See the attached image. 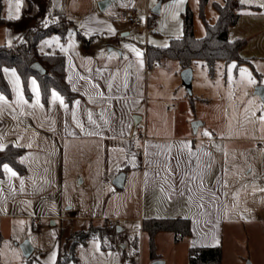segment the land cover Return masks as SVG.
<instances>
[{"label":"crops","instance_id":"0c3cea01","mask_svg":"<svg viewBox=\"0 0 264 264\" xmlns=\"http://www.w3.org/2000/svg\"><path fill=\"white\" fill-rule=\"evenodd\" d=\"M251 2L254 11L239 16L230 26L228 38L246 39L240 53L249 62L243 64L250 63L260 76L264 75V1ZM241 3L244 2L241 0ZM51 14L60 13L43 12L41 7L33 11L29 5L22 14V23L14 26L4 23L10 28L6 31L7 42L26 26L48 20ZM80 32L68 36L60 45L65 53L67 80L79 93L71 103L60 93L67 107L59 101H51L56 90L52 91L48 102L42 100L40 88L27 94L17 69L4 68L12 95H0L4 97L0 99V147L9 143L24 147L21 161L27 166V172L20 174L6 164L5 176L0 178V182H6L8 190L7 197L0 199V263L3 235L11 225L7 220L25 217L32 218L37 226L42 216L70 219L71 231L86 229L91 223L99 224L94 222L96 218L104 224L108 219H116L117 229H121H116L117 233L127 236V239H120L127 240L126 249L131 245L135 248L136 236L139 237V248L145 241L150 247L149 234L142 229L144 219L189 218L191 234L180 240H176L171 230L157 232V258L153 257L151 261L162 258L157 246L164 238L171 243H186L188 252L191 246L220 245L223 249L226 220L241 209L242 189L238 188V183L244 177L243 173L250 177L260 152L264 156V148L256 144L264 141V110L259 95L256 92L250 95L255 96L251 97L255 104V134L243 136L235 125L240 124L244 115L238 108L230 113L226 111L227 93L216 86V81L210 86L199 82L197 94H190L182 82L184 68L179 61L169 74L168 62L157 60L152 65L147 60L149 42L142 53L127 52L119 47L121 44L105 42L104 38L94 41L92 37L86 44L79 36ZM171 38L174 36L168 43L156 46L168 45ZM99 42L100 45H96ZM116 47H119V54ZM214 73L210 72L211 76ZM164 75H170L172 82L169 86ZM32 80L38 81L31 77L29 84ZM252 82L253 87L260 83L253 79ZM209 88L217 92L213 94L214 90L209 92ZM218 97L224 101L216 103L215 108L212 101ZM195 100L213 105L212 113L220 115L224 126L216 127V131L215 127L206 126L205 118L194 116ZM195 119L203 122L196 133L192 129ZM137 125L143 126L148 136L141 151L135 148V141L131 138ZM202 131L211 134L210 137L214 138L211 143L198 138ZM242 142L249 144L242 146ZM122 171L125 180L120 188L113 180ZM12 172L16 175L13 176ZM74 176L77 184L87 182L100 189L99 205L91 212L64 205L67 201L63 187ZM114 196L118 207L109 211L108 204ZM133 203L137 205L132 209ZM76 217L84 218V227L74 226ZM120 220L127 221V224L121 226ZM131 221H138L139 227H132ZM113 239L115 241V236ZM114 241L111 247L104 248L102 244L101 247L114 251ZM59 242L60 236L50 264L58 257ZM80 245L76 248V255ZM37 249L35 246L32 254ZM43 252L41 250V254Z\"/></svg>","mask_w":264,"mask_h":264},{"label":"rangeland","instance_id":"374dc122","mask_svg":"<svg viewBox=\"0 0 264 264\" xmlns=\"http://www.w3.org/2000/svg\"><path fill=\"white\" fill-rule=\"evenodd\" d=\"M100 0H0L1 16L5 19H19L24 13V9L32 6L33 11L39 9L43 12H57L66 14L68 18L72 19L74 24L69 31L68 36H76L78 30L85 34L86 37H93L94 41L97 38H104L105 42H115L121 44L119 47L124 48L127 52L138 53L143 51L146 43L162 45L169 42L170 37H177L183 34V12L186 8H191L193 11L194 30L198 37L204 36L207 32L206 21L209 23L216 22L218 13L214 3H225V0H207L202 6L201 0H161V12L157 15L153 14L152 8L160 0H114L111 5L104 9L99 7ZM244 3L238 9L239 16H246L248 13L254 11L250 6L251 0H242ZM264 1V0H263ZM40 5V6H39ZM264 5V4H263ZM133 6L140 16L145 17L147 13H151L150 21L156 22L159 32L150 33L147 35L143 27H132L120 20L122 10ZM17 8L19 9L17 11ZM55 14V13H54ZM52 17L54 16L51 14ZM155 15V16H154ZM78 30H77V29ZM10 29L6 24L0 25V44L7 42L6 31ZM12 29V28H11ZM14 30V29H13ZM87 30L91 33H85ZM9 31V30H8ZM80 32V33H81ZM127 33L126 35L124 33ZM93 35V36H92ZM98 35V36H97ZM113 40V41H112ZM92 41V42H94ZM97 43V42H95ZM61 41L58 36H52L45 39L41 43L43 51H57L60 50ZM96 45H100V42ZM115 46V45H114ZM97 47V46H96ZM119 47H116V53L119 54ZM120 48V49H121ZM108 50V48H107ZM162 63L167 64L169 74L174 71L178 65L177 60H161ZM235 65V67H233ZM193 83L192 92L196 95L199 82L205 86L213 85L216 81V86L222 90L225 89L227 96L226 101L218 97L213 102L216 108V103L225 102L226 111L232 112L233 109H239L243 113L240 124H236V129L239 127L243 136H253L256 131V124L253 122L254 102L250 96L255 93L257 86L264 87V75H258L254 67L250 63L236 67L234 61L225 63L219 61L216 65L214 76H211L207 65L198 60L193 65ZM237 68V69H236ZM166 76V82H172L170 75ZM208 77V78H207ZM206 78V80H205ZM214 79V80H212ZM252 79L259 81L253 87ZM29 84L30 91L36 89L39 91V83L34 82ZM161 82V81H160ZM163 84V83H162ZM166 85V84H163ZM167 86V85H166ZM214 90V89H213ZM209 88V92H213ZM217 91L214 90L215 94ZM56 93L61 97L60 93ZM0 95L6 96L0 92ZM262 109L264 110V99L257 96ZM53 96H52V100ZM196 101V108L193 109L194 116L205 118L206 126L214 128L224 126L220 119V115L213 114V105L202 103L200 100ZM52 103V102H51ZM237 104L239 106H237ZM236 105V106H235ZM230 125V124H229ZM226 124V126H229ZM264 126V124H263ZM229 132V128H227ZM258 141L256 142V144ZM242 146L249 144L248 142L240 143ZM255 162L253 171L249 174L250 177L241 178L238 183V188L242 189L241 193V209L236 214L229 215L226 220L225 231L223 237V264H264V156L261 154ZM244 161V159H243ZM249 170V168L247 169ZM251 180H250V179ZM9 179V177H8ZM74 180V181H73ZM73 180L68 181L63 187L64 197L67 203L66 207L74 205V207L83 208V211L94 210L99 205V192L97 187H91L85 183L77 184L75 176ZM233 189V187H232ZM231 189V190H232ZM249 192V193H248ZM8 195L6 182H0V199H4ZM119 197V196H118ZM114 196L108 204V210L113 207H118ZM132 202H135L134 199ZM137 204H132V209ZM65 207V208H66ZM120 209L122 206L120 204ZM67 211V210H66ZM76 219V220H75ZM73 222L74 226L84 227V218L76 217ZM11 223L10 230L5 231L3 235V259L0 264H50L56 251V242L62 234L60 241L65 240L72 232L70 230V219L45 217L40 218L39 225H35L32 218H12L7 222ZM11 221V222H10ZM95 223H100L98 218L94 219ZM133 227H139L138 221L129 222ZM121 226L127 224V221L120 220ZM115 241L112 238L110 242L114 241L116 250H106L101 247L102 241L99 238H91L86 245H80L77 249L79 260L73 264H151L153 258L151 248L146 245V241L140 243V248L136 251L131 245L125 248L128 244L127 240L120 241V239H127L122 233H117L113 230ZM30 241L33 247H38L30 257H26L21 248V243ZM120 242L122 243L121 246ZM60 244V243H59ZM119 244V245H118ZM157 252L161 254V260L164 264H188L189 252L186 243L169 242L167 238L161 240L157 246ZM126 249V250H125ZM41 250L44 252L41 254Z\"/></svg>","mask_w":264,"mask_h":264},{"label":"trees","instance_id":"16d2710c","mask_svg":"<svg viewBox=\"0 0 264 264\" xmlns=\"http://www.w3.org/2000/svg\"><path fill=\"white\" fill-rule=\"evenodd\" d=\"M202 6L207 0H201ZM218 13L216 22L206 21L207 32L204 36L198 37L194 30L193 11L186 8L183 12V34L179 37L171 38L166 46L147 45V60H177L183 68L192 67L193 64L202 60L213 73L218 61L229 63L235 61L237 67L248 59L241 56V48L246 43V39L230 40L228 32L231 25L235 24L239 18L238 9L242 6L241 0H225L224 4L214 3ZM1 9V8H0ZM157 15L156 13H153ZM154 15V16H155ZM23 17L19 19H5L0 12V25L9 24L11 26L22 23ZM73 25V21L66 14H58L45 21H38L34 25L26 26L22 32L11 41L0 45V92L10 97L12 88L5 76L4 68H15L19 72L25 91L30 94L29 83L31 77H36L39 83L41 98L48 102L52 91L57 90L71 103L79 96L69 81L66 73L65 53L62 49L53 51H43L41 43L52 36H58L64 43L68 39V34ZM79 36L89 44L92 37L88 38L84 34ZM39 61L46 69V73L41 74L32 68V64ZM1 127V120H0ZM25 148L13 143L0 147V178L5 176L4 166L11 165L20 174L27 172V166L21 161V156ZM142 229L149 234L151 254L157 258L155 253V235L161 230H171L175 233L176 240L191 234V220L189 218H147L144 219ZM62 235H60V239ZM113 229L107 223H91L86 229L72 231L65 240L59 243V254L53 264H73L77 261L76 248L80 244H85L91 238H99L104 248L113 246ZM139 237L134 238V247L138 250ZM223 249L220 245L215 246H191L189 249L188 264H222Z\"/></svg>","mask_w":264,"mask_h":264},{"label":"built area","instance_id":"2783aa9c","mask_svg":"<svg viewBox=\"0 0 264 264\" xmlns=\"http://www.w3.org/2000/svg\"><path fill=\"white\" fill-rule=\"evenodd\" d=\"M150 17L151 13H147L145 17L140 16L136 9L131 6L122 10L120 21L131 25L132 27H143L146 35H149L150 33H158V26L155 21H150ZM150 63L155 65L157 60L154 59ZM205 133V131H202L198 138L206 143H211L214 138L210 137L209 135H205ZM131 138L135 141V148L138 151H141L144 147L145 141L148 139L145 128L143 126L137 125L131 135ZM258 146L264 148V141H259ZM107 225L110 229H117L118 221L116 219H108Z\"/></svg>","mask_w":264,"mask_h":264},{"label":"water","instance_id":"95a60500","mask_svg":"<svg viewBox=\"0 0 264 264\" xmlns=\"http://www.w3.org/2000/svg\"><path fill=\"white\" fill-rule=\"evenodd\" d=\"M114 0H100L99 1V7L100 9L106 8L111 2ZM161 3L162 1H158V3L152 8V12L159 14L161 12ZM32 68L36 71H38L41 74L46 73L45 67L39 62L36 61L32 65ZM181 77H182V82L184 86L186 87L187 91L191 94L192 93V83H193V68L192 67H186L181 71ZM261 98L264 99V87L263 86H257L256 91H255ZM203 124V122L200 119H195L192 122V129L193 132L196 133L198 128ZM124 180H125V172L122 171L120 172L113 180V183L117 187H123L124 186ZM120 227H118L117 231H120ZM21 248L24 252V255L26 257H29L33 250L34 247L30 243V241L26 240L23 243H21ZM151 264H164V261L161 259H155L152 261Z\"/></svg>","mask_w":264,"mask_h":264},{"label":"snow or ice","instance_id":"6c2138e0","mask_svg":"<svg viewBox=\"0 0 264 264\" xmlns=\"http://www.w3.org/2000/svg\"><path fill=\"white\" fill-rule=\"evenodd\" d=\"M262 6H264V5H262ZM19 9L17 8V11H18ZM233 67H235V65H233ZM34 83V82H33ZM0 99H4V97H0ZM36 99H37V104H39V94L37 93V97H36ZM53 100L54 101H59V103L61 104V105H64V107H67V105L66 104H64V100H63V98L62 97H60L57 93H53ZM78 103V102H77ZM205 135H211L210 133H205ZM5 168H7V166L5 165L4 166ZM8 171H11V169H8ZM12 175L13 176H15L16 175V173L15 172H12Z\"/></svg>","mask_w":264,"mask_h":264}]
</instances>
